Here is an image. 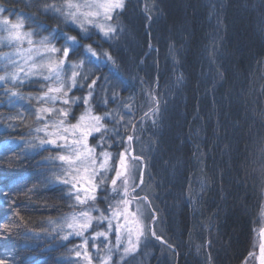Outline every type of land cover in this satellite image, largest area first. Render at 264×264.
I'll list each match as a JSON object with an SVG mask.
<instances>
[{"label":"trees","instance_id":"obj_1","mask_svg":"<svg viewBox=\"0 0 264 264\" xmlns=\"http://www.w3.org/2000/svg\"><path fill=\"white\" fill-rule=\"evenodd\" d=\"M63 2L0 0V7L25 14L26 27L43 24L47 31L58 28L62 35L76 36L80 46L70 63L84 58L86 44L113 57L107 65L86 66L91 79L100 77L98 99L105 97V78L115 86L108 96L117 93L106 107H95L94 102V110L103 114L132 105L129 119L136 128L129 124L124 135L141 137L143 175L154 201L144 192L136 195L148 197L150 231L165 242L146 236L138 254L126 258L127 264H240L262 223L257 214L264 200V0H149L150 5L127 0L114 20L123 31L107 42L93 32L83 38L53 12L38 11L45 3ZM26 17H35V23ZM62 41L57 39V45ZM41 86L26 83L18 90L35 97L44 90ZM149 87L161 106L155 124L151 117L142 119L154 106ZM86 93L85 85L71 95ZM21 104L25 107H10L8 98L0 95V177L6 178L7 193L0 194V229H12L0 235L5 239L0 240V259L8 264H81L73 251H78L79 240L64 241L63 231L59 236L52 232L72 203L64 198L67 189L51 182L55 167L40 163L57 152L47 146L38 155L25 154L23 143L5 151L6 144L31 141L33 129L40 127L33 123V113L41 105L35 99ZM17 112L23 113L25 123L13 121L16 126L9 127L7 117ZM122 147H111L117 158ZM98 196L103 207L106 192Z\"/></svg>","mask_w":264,"mask_h":264},{"label":"snow or ice","instance_id":"obj_2","mask_svg":"<svg viewBox=\"0 0 264 264\" xmlns=\"http://www.w3.org/2000/svg\"><path fill=\"white\" fill-rule=\"evenodd\" d=\"M126 7L127 0H82V2L66 0L59 6L54 3H45L38 11H43L44 14L53 12L58 17H62L66 24L80 21L81 29H84L86 21L99 28V32L107 42L118 38L123 31L121 24L113 23V21L123 13ZM5 11L9 10L0 8V17H2L0 18V48L7 46L13 51L0 53V95L8 98L10 107L17 105L25 107L21 101L35 99L41 106L34 110L33 123L42 125L33 129L36 135L31 141L21 140L11 145L6 144L5 151L19 149L20 144L23 143L26 145V149L23 150L25 154L31 151L34 155H38L39 151L46 150L47 146H53V150L58 154L46 157L40 163H50L55 167L51 182L67 189L64 198L72 200L70 207L78 211H73L70 215L63 217L59 224L49 221L50 224H55L52 232L59 236V232L64 231L66 227L69 231L60 239L67 241L72 237H86V234L94 227L101 228L102 231L95 232L90 239H84L83 253L73 249L77 260L83 255L87 258L88 264H92L93 259H99L100 264H112L114 255L119 254L124 264H127L126 258H133L138 254L141 241L144 240L147 231V226L141 222L139 209L132 212L131 206L145 202L150 206V201L147 196L136 195L144 183L143 171H141L139 184L131 179L135 174V165L140 162L141 157L130 155L126 148L119 154V162L116 163L115 155L106 149L114 147L116 143L124 144L123 137H120V127L123 126L127 130L131 124L135 131L136 122L126 118L132 114L131 104L124 105L123 108L118 106L117 109L103 114L95 113L94 102L95 107H106L108 103L116 100L117 93L113 92L111 96H108V91L115 86L108 83L105 78V97L102 101L98 99L97 86L100 77L91 79L92 70L86 67L87 65L94 67L101 64L107 65L113 57L107 51L97 53L89 44L84 46L83 59L69 63L70 55L76 47L80 46L76 36H64L59 33L58 28L47 36H39L41 31H47V27L43 24H37L31 31H23L27 26L25 20L17 18L13 22L11 16L3 17ZM26 19L33 23L36 21L35 17H26ZM100 19L104 21L102 24H94L95 20ZM37 36L39 39H34ZM57 39H63L65 42L60 48L53 43ZM25 43L27 47H24ZM69 68H71V76L67 74ZM110 71L123 85L124 81L119 74L113 69ZM90 79L91 83H89ZM182 79V76L177 77V82L179 83ZM37 82H42L46 88V91L42 90L39 96L25 97L18 90L26 83ZM6 85L10 87H5ZM85 85L87 86L85 95H71L74 90L83 91ZM152 92V88L149 87L147 94L154 106L144 113L142 119L151 117L155 124L156 118L160 115L161 106L159 97L153 95ZM81 105H83V111L77 117L74 109ZM118 115L119 119H117ZM7 119L9 127L16 126L12 123L13 121L18 124L25 123L21 112L10 115ZM72 119L76 122L72 123ZM108 124L112 126L109 127ZM97 137L99 139L96 144L89 143V139L95 140ZM113 137H120V139L117 141ZM134 139L133 135L127 137L129 143ZM109 141L111 143H108ZM113 170L115 175L111 178L110 195L120 199L115 205L109 204L106 209L96 207L100 199L98 193L109 191L108 176ZM5 179L0 177V194L7 195L3 184ZM189 198L191 199V196ZM94 213H99V215H94ZM156 219L155 211H153V223ZM11 231L12 229L4 226L0 229V235ZM151 234L157 240H161V243H165L161 237L156 236L155 231ZM111 236H115L114 244L110 240ZM259 238V255L251 252L249 257L255 258L258 264H264V228L260 229ZM90 240H100L101 243L105 240L109 241L105 245V251L108 254L102 258L89 256L87 246ZM171 247L169 245V248ZM97 251H100L98 247ZM0 264H8V261L0 259Z\"/></svg>","mask_w":264,"mask_h":264},{"label":"rangeland","instance_id":"obj_3","mask_svg":"<svg viewBox=\"0 0 264 264\" xmlns=\"http://www.w3.org/2000/svg\"><path fill=\"white\" fill-rule=\"evenodd\" d=\"M65 2H66V0H64V2L62 4H64ZM74 2H82V0H74ZM134 2H138V0H134ZM146 2L148 3L149 0H146ZM62 4H60V5H62ZM148 4L150 5V3H148ZM0 8H2V7H0ZM8 16H11V20L13 22H15L17 20V18H20V19L25 20L23 18V16H21L20 14H16L15 15L14 13H11V12L10 13H8L7 11L3 12V17H8ZM56 16L58 17V15H56ZM0 18H2V17H0ZM59 18H61V20L63 21V18L62 17H59ZM103 22H104L103 19L95 20L94 21V24H97L98 25V24H102ZM113 23H114V21H113ZM68 24H70L71 26L79 29L81 31V34H82L83 37H88L89 34H91L92 32L93 33H98L102 37V34L99 32V28H97V27H95L93 25L88 24L86 21L84 22V24H85L84 29H81V27H80V21H78L76 23H68ZM33 29H34L33 27H31V28L30 27H25L23 29V31H31ZM52 31H53V29H52ZM52 31H47V32L46 31H41L40 34H39V36H47L50 33H52ZM63 35L64 36H72V35H67V34H63ZM39 36L34 37V39H39ZM53 43H55V46L56 47L60 48V46L57 45V40L56 41H53ZM64 43L65 42L63 40L62 41V46L64 45ZM27 46L28 45L25 43L24 44V47H27ZM11 51H13V49L12 48H9L7 46L0 48V53L11 52ZM61 55H62V53H61ZM67 74H68V76H71V68H69L67 70ZM146 74L143 73V77L145 79H149L150 78V75L148 76ZM33 79H38V78H33ZM37 83H39V84H41L43 86V83L42 82H37ZM44 91H46V88L45 87H44ZM82 111H83V108H82L81 112ZM81 112L75 113V115L78 117ZM117 119H119V118H117ZM127 119H129V117H127ZM71 122L72 123H75L76 121H75V119H72ZM41 126L42 125H40V127ZM108 126L110 127L111 125L108 124ZM119 131L121 132L120 136L123 137V139L125 141L124 147H122L121 149H119V151L122 152L126 148L129 151H130V149H132L131 152H129L130 155L134 154L137 157H141L140 162L135 165V169H136L135 170V174L131 178L132 180L135 181L136 184H139L140 183L141 171L144 170L143 168H144V165H145V163H144L145 162L144 156H146V153L144 152V147L141 144L142 143L141 137L138 138L135 135H133L135 137V139H134L133 142L129 143L127 141L128 135H127V137H126V134L124 135L125 128L123 126H121L120 129H119ZM42 135L43 134H41V136ZM129 135H131V134H129ZM116 138H118V137H116ZM98 139H99V137H97L95 140L89 139V143L92 144V145H94V144H96V142H97ZM109 143H111V142H109ZM134 145H135V148H134ZM49 146L53 148V146H51V145H49ZM106 150L107 151H110L111 153H113L115 155V157H116V161L115 162L118 163L119 162V156L117 158V155H116L117 152H116V150H113V148H111V147L110 148H107ZM114 175H115V171L113 170L112 173H111V175L108 176L109 191L106 192L107 199H106L105 205L103 207H101L102 204H100L97 201L96 207H99V208H102V209H106V208H108L109 204L115 205L116 201L120 199L119 197H115V196H111L110 195V183H111V178ZM143 180H144V183H143L142 187L140 189H138V191L136 193H143L144 192L149 197H151V199L154 201V197L152 196V194H150L148 192V184H147L148 182L146 181V178H145L144 175H143ZM72 203H73V201H72ZM147 205H148L147 202L141 203L139 205L133 204L131 206V211L132 212H136L137 209H139L141 222L144 225L147 226V231L145 233V237L148 236V235H150V237H152V234H151V231H150V226H149V223L151 224V222H150V220H148L149 219L150 210H149V208H148ZM73 211H78V209H73L72 207H70L69 212L65 216L70 215ZM94 215H99V213H94ZM257 221H261L262 222L261 223V226L257 227L256 230L254 231L253 239H252V244L250 246L248 255L241 261L240 264H258V261L255 258L249 257V253L255 252L257 256L259 255V243H260L259 231H260V229L264 228V200L261 203V206L259 208V211H258V214H257ZM60 223H61V221H60ZM68 231L69 230L65 227V229L63 231L64 234H62V236L66 235L68 233ZM98 231H102V229L101 228L94 227V228H92L86 234V237H80V238L72 237V238H76V239L79 240V243H80L79 246H81V247H78V251H81L83 253L84 252V247L82 245H83L84 239H86V238H89L90 239L93 236V234L95 232H98ZM0 240H3L4 241L5 239L3 238V239H0ZM110 240H111L112 244H114L115 243V236H111L110 237ZM125 240H126V237H125ZM108 243H109V241H107V240H105L103 243H101L100 240H97V241H91L90 240V242H89V244L87 246V251H88L89 256H92V257H100V258L106 256L108 253L105 251V245L108 244ZM97 247L100 249L99 252L97 251ZM81 260H82L81 261V264H88L87 258L84 257L83 255L81 256ZM114 260H118L119 262L122 261L121 260V256L119 254L114 255ZM114 260H113V262H114ZM113 262H112V264H113ZM92 264H100V260L99 259H93Z\"/></svg>","mask_w":264,"mask_h":264},{"label":"water","instance_id":"obj_4","mask_svg":"<svg viewBox=\"0 0 264 264\" xmlns=\"http://www.w3.org/2000/svg\"><path fill=\"white\" fill-rule=\"evenodd\" d=\"M131 150H132V149H130V151H129V152H131Z\"/></svg>","mask_w":264,"mask_h":264}]
</instances>
